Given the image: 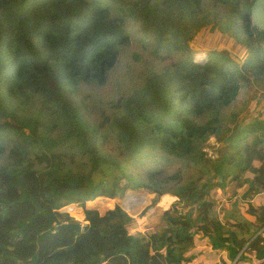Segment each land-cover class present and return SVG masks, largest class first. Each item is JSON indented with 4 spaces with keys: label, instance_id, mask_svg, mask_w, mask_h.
<instances>
[{
    "label": "trees",
    "instance_id": "16d2710c",
    "mask_svg": "<svg viewBox=\"0 0 264 264\" xmlns=\"http://www.w3.org/2000/svg\"><path fill=\"white\" fill-rule=\"evenodd\" d=\"M254 1L0 0V264H194L200 235L217 264H264V205L250 202L264 193V120L238 98L252 86L264 98ZM207 28L233 53L196 61ZM235 181L252 221L227 226L212 194ZM130 189L177 199L161 230L86 208ZM72 204L87 224L56 230L75 223Z\"/></svg>",
    "mask_w": 264,
    "mask_h": 264
},
{
    "label": "rangeland",
    "instance_id": "374dc122",
    "mask_svg": "<svg viewBox=\"0 0 264 264\" xmlns=\"http://www.w3.org/2000/svg\"><path fill=\"white\" fill-rule=\"evenodd\" d=\"M209 28H207L203 34H201L196 41L195 50H196V61H199L198 58H205L207 50L210 46H212L214 49H220L225 48L227 50L231 51V47L229 44H218L216 43L219 41L216 34H213L209 32ZM232 52V51H231ZM236 52V51H235ZM131 53L132 51L128 52L124 58L125 64L132 63L131 59ZM233 53V52H232ZM261 94L263 92L259 90L257 87H246L241 90V93L239 95V100L241 104L245 106L246 112L249 113V121L253 120L254 118H258L260 120H264V98L261 97ZM209 147L206 148V151L208 152L209 156L214 157L216 154V148L218 147V142L214 137H212L209 141ZM229 152V150H227ZM162 170L167 171H174L177 167L181 166V164L177 162H167L166 160L162 161ZM186 178H195L197 176V172L195 169H187L186 168ZM252 178L253 175L246 173L244 174L243 178ZM98 180V177H96ZM99 181V180H98ZM217 181V180H215ZM125 180L121 182V184H124ZM237 185L238 182H232L229 185H227L224 189H214L212 196L214 197V200H216V212L221 220L224 221L227 226L230 224L235 225L237 224L234 222L229 216L232 217H241L242 220H251V217L247 214L246 209L248 207L247 203H242L240 205H234L236 202V198L241 196H235V190L237 191ZM102 188V184L99 182H96V184L90 185V191L93 194H96L98 190ZM249 189V185L244 186L239 192H245V190ZM154 201H156L153 208L146 212V214L143 216L142 212H144L147 208H149ZM177 201V199L170 195V194H164L162 196L156 195V194H149L145 192L142 189L137 190H128L123 198L118 199H109L106 197H98L95 200L91 201L90 203H86L87 209H96L98 210L102 215L109 211L113 210L116 207H120V209L125 214V217H121L118 213V222L122 225H126L128 230L133 231L136 235H147L148 232L152 231H159L161 228L165 226V223L162 221V216L165 213V211H169L172 209V206ZM252 204H255L256 206L264 205V193L263 194H257L251 197ZM62 212H66L69 214L70 217H72L75 220V223L86 225L87 223L83 221V212L81 208H79L77 205L72 204L69 205L61 210ZM63 212V213H64ZM208 227H211L212 225L210 223H207ZM195 229H198V227L193 228L192 230L195 231ZM196 232V231H195ZM196 247L192 250L193 253L196 255H200L195 259L194 264H217L218 260L215 258V256L211 255L212 252L208 250L206 247L207 240L202 239L201 235L197 236L195 239ZM119 252V251H117ZM115 256V255H113ZM193 264V262H192Z\"/></svg>",
    "mask_w": 264,
    "mask_h": 264
},
{
    "label": "water",
    "instance_id": "95a60500",
    "mask_svg": "<svg viewBox=\"0 0 264 264\" xmlns=\"http://www.w3.org/2000/svg\"><path fill=\"white\" fill-rule=\"evenodd\" d=\"M252 24L264 32V0H255L250 12ZM56 230H74L82 232V225L78 223H65L56 227Z\"/></svg>",
    "mask_w": 264,
    "mask_h": 264
},
{
    "label": "crops",
    "instance_id": "0c3cea01",
    "mask_svg": "<svg viewBox=\"0 0 264 264\" xmlns=\"http://www.w3.org/2000/svg\"><path fill=\"white\" fill-rule=\"evenodd\" d=\"M90 202H91V201H89V203H90ZM91 209H93V208H91ZM249 221H252V217H251V220H249ZM82 226L84 227L85 225L82 224ZM111 253H112L113 255H115V256H117V255L120 254L119 252H117V250H114V251H112ZM113 255H112V256H113Z\"/></svg>",
    "mask_w": 264,
    "mask_h": 264
},
{
    "label": "clouds",
    "instance_id": "9594fccd",
    "mask_svg": "<svg viewBox=\"0 0 264 264\" xmlns=\"http://www.w3.org/2000/svg\"><path fill=\"white\" fill-rule=\"evenodd\" d=\"M195 59H196V55H195ZM206 59H207V54H206L205 58H200V56L198 58L199 61H203V60H206ZM82 229H83V226H82Z\"/></svg>",
    "mask_w": 264,
    "mask_h": 264
}]
</instances>
